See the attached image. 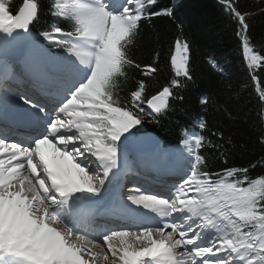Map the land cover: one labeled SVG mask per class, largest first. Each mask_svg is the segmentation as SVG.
<instances>
[{
  "label": "snow or ice",
  "instance_id": "snow-or-ice-1",
  "mask_svg": "<svg viewBox=\"0 0 264 264\" xmlns=\"http://www.w3.org/2000/svg\"><path fill=\"white\" fill-rule=\"evenodd\" d=\"M218 3L235 21L264 122V47L251 43L246 13L234 0ZM45 8L60 23L34 34ZM158 16L175 18V9L158 0H0V264H96L97 247L105 264H264V175L207 170L200 153L211 141L199 114L166 150L177 182L151 194L144 185L115 191L133 168L145 181L160 177L161 151L154 147L136 162L129 150L158 146L142 125L159 122L193 79L191 44L178 23L172 78L154 92L137 79L121 96L129 69L141 77L159 71L130 56L140 22ZM9 61H21L27 76L18 79ZM207 63L219 62L209 55ZM111 197L136 231L94 234ZM88 236L91 247L81 243Z\"/></svg>",
  "mask_w": 264,
  "mask_h": 264
},
{
  "label": "trees",
  "instance_id": "trees-1",
  "mask_svg": "<svg viewBox=\"0 0 264 264\" xmlns=\"http://www.w3.org/2000/svg\"><path fill=\"white\" fill-rule=\"evenodd\" d=\"M234 2L239 11L246 13L251 43L258 51L262 50L264 0ZM158 4L173 7L175 18L158 16L142 20L130 56L142 66L154 63L159 71L154 77H141L139 69H129L128 80L120 94L122 97L126 95L140 78L146 80L149 91L153 92L172 78L169 57L172 43L180 34L178 23L183 24V33L191 44L193 79L178 90L184 99L173 100L171 109L159 117V122L146 121L142 125L143 133L155 134L161 145L169 149L179 143L181 130L189 127L199 114L208 125L202 134L211 141V145L200 153L205 157L207 170L219 172L224 168H248L250 178L264 175V122L259 119L261 104L257 86L250 79L241 57L235 21L224 12L218 0H158ZM57 23L60 21L51 17L45 8L39 23L34 26V34ZM64 26L67 28V23ZM209 55L215 56L219 62L218 69L207 63ZM260 86L264 87V83ZM202 96L208 97L207 105L200 104Z\"/></svg>",
  "mask_w": 264,
  "mask_h": 264
},
{
  "label": "bare ground",
  "instance_id": "bare-ground-1",
  "mask_svg": "<svg viewBox=\"0 0 264 264\" xmlns=\"http://www.w3.org/2000/svg\"><path fill=\"white\" fill-rule=\"evenodd\" d=\"M9 62H10V65H12V64H14V62H16V64H14V66H15V70H16V73H17V77H18V79H21L22 77L19 75V72H21L22 69H20V71H19V68H20L19 65L23 64V63L21 61H13V62L9 61ZM11 70H12V68L10 66L8 71H11ZM26 71H28V69H26ZM19 138L23 139L22 137H19ZM158 150L161 151L162 159L166 162L163 171L165 173L168 172V171H173V172L177 173L176 166L174 164L167 163V161L169 160V157L167 155L166 150L163 149V148H159ZM143 155L144 154H137V156L131 157L130 159L133 160V158H136V159L140 160ZM169 176L170 175H167V177H165L163 179V181L156 180V179H154L152 177H149L148 180L145 181V179L143 177L137 178L136 172H135V168H133L132 170L128 171L127 174L124 177L126 178L125 179L126 181L128 180L129 182H133V183L138 184V185H144V187L142 188L141 191L147 190L146 194H151L154 191H159V189H161L165 183H169L170 182V180L168 179ZM179 178H180V176H177L176 179H179ZM159 182H162V183H159ZM117 193H119V192H117ZM115 199H116V197L109 198V200L113 201V204L111 206L115 205V203H114ZM109 207H110V204L108 203V207L106 209H110ZM113 208H115V207H113ZM110 227L117 228V229H123L122 226L117 225V224H115L113 222L110 223ZM136 230L137 229H132L131 231H136ZM99 232L100 231L94 232V234H98ZM88 237H90V239H91L89 242H86L84 239L81 240V243L85 247H91L92 242H93L91 236H88ZM114 243H118V242H114ZM129 243H132V241H129ZM94 251L100 254L98 256L97 260H96V264H105L104 259H103L104 253H103L102 249L97 247V248L94 249Z\"/></svg>",
  "mask_w": 264,
  "mask_h": 264
},
{
  "label": "water",
  "instance_id": "water-1",
  "mask_svg": "<svg viewBox=\"0 0 264 264\" xmlns=\"http://www.w3.org/2000/svg\"><path fill=\"white\" fill-rule=\"evenodd\" d=\"M143 134L146 135V136H148V137H153L157 141H159L158 146L153 145L151 142H145L139 148H133V150L136 151V152H139V153H148V152H151L154 147L157 148V150H158V148L160 146V139L156 135H154L152 133H143Z\"/></svg>",
  "mask_w": 264,
  "mask_h": 264
},
{
  "label": "rangeland",
  "instance_id": "rangeland-1",
  "mask_svg": "<svg viewBox=\"0 0 264 264\" xmlns=\"http://www.w3.org/2000/svg\"><path fill=\"white\" fill-rule=\"evenodd\" d=\"M11 49H9V52L11 53ZM13 62V61H12ZM16 63V62H15ZM9 64H10V62H9ZM129 152H130V158L131 157H134V156H137V153H135L132 149H130L129 150ZM138 158V157H137ZM140 159V158H139ZM133 161H136V162H139V160L138 159H136V158H133ZM138 185V184H137Z\"/></svg>",
  "mask_w": 264,
  "mask_h": 264
}]
</instances>
